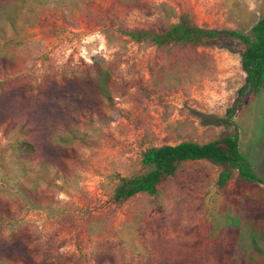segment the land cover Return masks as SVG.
<instances>
[{
	"label": "rangeland",
	"instance_id": "obj_1",
	"mask_svg": "<svg viewBox=\"0 0 264 264\" xmlns=\"http://www.w3.org/2000/svg\"><path fill=\"white\" fill-rule=\"evenodd\" d=\"M181 17L250 35L264 0H0V264H264V185L223 192L222 165L190 162L156 196L113 202L153 147L237 132L264 159L244 44L124 35Z\"/></svg>",
	"mask_w": 264,
	"mask_h": 264
},
{
	"label": "trees",
	"instance_id": "obj_2",
	"mask_svg": "<svg viewBox=\"0 0 264 264\" xmlns=\"http://www.w3.org/2000/svg\"><path fill=\"white\" fill-rule=\"evenodd\" d=\"M132 41L150 43L163 48L176 45L216 46L221 37H229L245 45L242 55V67L248 74L250 91L257 97L264 95V19L253 27L247 35L237 31H214L194 25L187 17L168 28L160 30L124 32ZM18 149L28 153L34 152L33 145L22 142ZM259 146L250 151L241 149L237 132L199 144L184 141L174 146L153 147L141 156V169L131 177H121L114 191L113 202L124 204L141 195L156 196L160 187L174 178L179 170L190 162L209 161L224 167L218 179V187L224 192L228 186L237 181L240 184L253 186L264 185V159ZM254 250L264 256V250L254 238ZM25 264L33 262L20 252ZM244 264V263H240Z\"/></svg>",
	"mask_w": 264,
	"mask_h": 264
}]
</instances>
